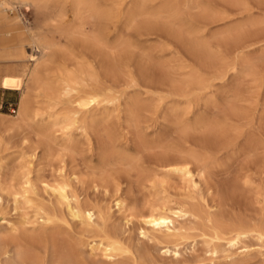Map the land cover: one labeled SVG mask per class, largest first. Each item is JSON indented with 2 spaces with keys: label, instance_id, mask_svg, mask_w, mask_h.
Masks as SVG:
<instances>
[{
  "label": "rangeland",
  "instance_id": "374dc122",
  "mask_svg": "<svg viewBox=\"0 0 264 264\" xmlns=\"http://www.w3.org/2000/svg\"><path fill=\"white\" fill-rule=\"evenodd\" d=\"M121 9L122 17L117 34V43L120 44V54L117 52L119 70L121 69L119 80L123 81L120 80V84L124 83V73H130L137 79L140 88L127 90L126 104L118 119H114V114H104L99 122L102 120L106 124L101 122L100 126L97 123L91 128L87 140L76 135L74 143L63 145L62 149L55 148L50 158L40 161L33 169L34 178L37 173L40 202L46 205L48 211L56 213L59 219L52 225L42 227L43 231L37 228L36 233H33L37 237L34 235L29 239L34 241L33 250L41 257L44 252L40 248L44 243L50 242L48 246L72 248L75 255L81 256L90 264H106L100 253L91 252L90 247L102 240L104 232H107L133 248L142 249L159 264H189L191 260L202 256L200 246L192 252L188 245L191 240L183 243L184 246L180 244L183 255L178 261L169 255H161L162 250L140 235L143 227L141 216L154 202L155 190H163L165 193L162 196L171 205L193 203L201 209L207 205L214 212L220 207L217 212L223 213L226 209L223 214L226 219H232L236 215H253V193L244 192L242 196L229 197L227 188L240 168L254 160L260 162V173H256L255 166L250 174L256 175L255 184L260 185L264 192V0H125ZM21 12L23 15L18 16L0 12L7 21L8 29V33L0 29V45H18L24 56H38L36 49L29 46L25 26L35 29L43 21V13L38 6L22 9ZM68 21L71 22L70 17ZM78 39L80 38L76 37L71 42V49L75 50L77 56H82L85 52L88 54V45ZM56 41L63 45L66 39L56 37ZM101 55L109 61L110 56L106 51ZM106 61H103L105 65L108 63ZM26 62L30 69L33 62ZM229 67L234 70L227 73L223 81L213 79L214 75ZM191 71L214 81L213 103L202 98L195 102L191 112L186 110L183 101L173 96H168L170 98L163 101L156 100L158 96H167L172 92V81L184 78ZM50 79L53 84L52 76ZM18 97L19 94L16 93L9 101L11 105L7 103L0 107V114L6 119L15 116L10 113V109L18 108ZM236 99L245 101L243 105H246L249 116V121L241 124L244 137L240 140V145L256 146L259 148V155L255 158L242 152L238 156L219 157L215 167L211 166L203 178L196 175L197 187L192 190L175 176H164L159 170L163 148L175 145L181 133L193 127L196 120L198 122L205 118L209 127L193 132L194 137H201L202 132L206 134L209 129H227L230 122L226 121L225 114L236 103ZM131 106H137L135 113L137 121H140L137 128L133 127L132 116L128 115V111L133 108ZM153 107L155 110H152ZM56 136H60V133L57 132ZM60 172L66 174L65 181L83 205L101 211L104 217L103 233L96 230L86 234L83 226L77 221H71L55 198L44 191L40 183L54 184L53 182L60 181ZM155 180L166 182L163 187L157 185L154 190ZM245 193L248 194L247 197ZM116 200L125 202L126 213L117 212L114 206ZM3 207V213H8L1 216L19 227L22 213L20 215L10 211L8 199L4 201ZM23 213L28 217L33 215L32 209H26ZM183 225L185 228L192 227L189 222ZM250 244L251 251L255 250L246 264H262L264 247L259 248L253 242ZM61 246L59 249L63 251ZM120 262L118 264H130L126 260Z\"/></svg>",
  "mask_w": 264,
  "mask_h": 264
},
{
  "label": "bare ground",
  "instance_id": "6f19581e",
  "mask_svg": "<svg viewBox=\"0 0 264 264\" xmlns=\"http://www.w3.org/2000/svg\"><path fill=\"white\" fill-rule=\"evenodd\" d=\"M124 1L0 0V12L18 16L23 15L22 9L38 6L44 16L43 21L37 24L35 29L25 26L29 46L36 49L38 56L23 54L24 58L33 62V66L20 94L18 108L16 107L14 111L15 116L6 119L0 114V216H6L8 213L6 211L3 213L6 199L10 201V211L14 214L22 213L19 227H15L12 221L1 216L0 264H90L81 256L75 255L72 248L63 249L64 246L60 245L63 249L61 251L60 246L55 247L52 244L48 246L50 242L44 243L40 248L44 252L43 257L33 250L32 245L35 243L29 238H33L34 235L37 237L36 234L33 235L37 228L43 231L42 227L52 225L59 219L56 213L48 211L46 205L40 202L36 184L37 173L34 178L33 169L40 161L50 158L55 148L62 149L63 145L74 143L76 135L87 140L90 129L102 122L99 121L104 118L101 117L104 114H114V119H118L123 105L126 104L127 90L140 88L139 82L130 73H124V83H121L123 85L120 84L121 79L119 80L121 69L119 70L117 52L120 44L117 43V34ZM48 15L50 17L47 18ZM69 17L71 22L68 21ZM56 37H65V44L56 41ZM76 37L88 45V54L85 52L82 56H77L75 50L71 49V42ZM103 51L110 56L108 63L101 55ZM103 61L107 64L105 65ZM231 70L234 68H226L214 75L213 79L223 81ZM213 82L191 71L186 73L184 78L172 81L170 84L172 92L167 96H158L156 100L163 101L168 96H173L183 101L186 110L191 111L195 107V102L202 98H206L209 103L214 102ZM243 103L244 100H237L225 114L226 121L230 122L227 129H209L206 134L202 132L201 137H194L193 132L209 127L205 118L198 122L196 120L193 127L181 133L175 145L163 148L160 172L164 176H175L192 190L197 187L196 175L203 178L211 166L215 167L219 157L238 156L245 152L256 158L259 155V148L240 145V140L244 137L241 124L243 121H249L246 105ZM136 107L130 109L128 115L132 116L133 127L137 128L139 120L137 121L135 113ZM152 110H155L154 107ZM177 115L179 117V114ZM102 123L104 124V121ZM52 131L60 133V136L54 135L55 132ZM259 163L251 160L242 166L227 188L229 197L242 196L244 192L253 193L255 208L252 216L244 214L226 219L223 215L226 209H223V213L217 212L220 207L214 212L207 205L204 209L193 203L171 205L167 198L162 196L165 193L163 190H155L157 185L163 187L166 181L155 180L153 185L155 200L141 216L140 222L143 227L140 229V235L162 250L161 255H169L177 261L183 255L179 245L191 240L188 241V245L191 246L192 252L200 246L202 256L191 260L189 264L248 263L250 255L252 256L255 250L251 251L250 243L253 242L259 248L264 247V192L260 185L255 184L256 175L250 174L255 166L256 173H260ZM59 176L60 181L53 182L54 184L41 182L44 191L55 198L58 206L71 221H77L83 226L86 234L94 233L96 230L103 233L104 217L101 211L83 205L77 195L73 194L69 183L65 181L66 174L60 172ZM114 206L120 214L127 211L123 200H116ZM26 209H32L31 217H28L27 212L23 213ZM185 222L192 224V227L185 228L183 225ZM90 251L100 253L106 264H118L122 260L130 264H159L142 249L133 248L119 237L107 232H104L102 240L90 247Z\"/></svg>",
  "mask_w": 264,
  "mask_h": 264
},
{
  "label": "crops",
  "instance_id": "0c3cea01",
  "mask_svg": "<svg viewBox=\"0 0 264 264\" xmlns=\"http://www.w3.org/2000/svg\"><path fill=\"white\" fill-rule=\"evenodd\" d=\"M6 25L5 17L0 14V29L8 33ZM26 61L28 60L23 57V51L18 45H0V107L7 103L11 105L9 101L16 93L19 94V101L32 68V65L28 68Z\"/></svg>",
  "mask_w": 264,
  "mask_h": 264
},
{
  "label": "built area",
  "instance_id": "2783aa9c",
  "mask_svg": "<svg viewBox=\"0 0 264 264\" xmlns=\"http://www.w3.org/2000/svg\"><path fill=\"white\" fill-rule=\"evenodd\" d=\"M14 111H15V109L11 107V109H10V113H11V114H14Z\"/></svg>",
  "mask_w": 264,
  "mask_h": 264
}]
</instances>
